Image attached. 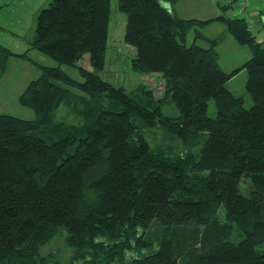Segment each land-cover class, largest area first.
Instances as JSON below:
<instances>
[{
    "label": "trees",
    "instance_id": "1",
    "mask_svg": "<svg viewBox=\"0 0 264 264\" xmlns=\"http://www.w3.org/2000/svg\"><path fill=\"white\" fill-rule=\"evenodd\" d=\"M175 1L116 0L132 69L164 78L153 106L98 74L111 0H49L37 14L32 45L59 65H40L19 95L34 117L0 113V264H67L41 252L59 232L77 246L76 264H264V40L243 14H224L230 2L200 20L177 15ZM213 19L251 50L232 71L214 38L196 42ZM85 53L91 69L78 66ZM240 70L248 107L227 86ZM73 90L84 94L82 120L56 121ZM153 128L197 150L154 148L143 133Z\"/></svg>",
    "mask_w": 264,
    "mask_h": 264
},
{
    "label": "rangeland",
    "instance_id": "2",
    "mask_svg": "<svg viewBox=\"0 0 264 264\" xmlns=\"http://www.w3.org/2000/svg\"><path fill=\"white\" fill-rule=\"evenodd\" d=\"M230 2L231 6L224 11L226 15H236L239 0H176L172 5L177 15L184 18H199L209 20L214 16L223 14L218 5ZM246 20L258 40H264V19L257 7H264V0H246ZM49 0H0V113H7L24 118H32L35 113L19 100L20 93L28 83L41 73L40 65H59L57 60L49 54L40 51L32 45L36 16L39 11L47 6ZM111 16L108 30L106 59L104 68L98 74L113 85L121 86L137 101L153 106L156 100L164 98V78L159 72H140L131 67V58L134 48L123 41L125 15L116 8V0H111ZM204 37H199L197 43L208 45L209 38H214L215 49L218 54V63L225 71H232L239 67L251 55L248 44H241L226 30L222 20L213 19L200 27ZM193 39V29L187 34V43ZM78 66L91 69L88 53L78 61ZM61 69L73 78L80 79L78 68L71 65L60 64ZM246 73L237 71L227 81V86L238 95H243L244 106L248 107L252 99L245 89ZM79 95V97H77ZM78 90H73L71 100L60 104L54 112L56 121L74 123L81 121L80 109L82 103ZM165 114L174 116L177 110L167 100L162 105ZM208 114L214 115L216 110L209 103ZM151 146L160 148L172 154H184L197 149H184L179 139L161 128L145 130ZM77 246L69 244L62 232L54 236L43 248L42 253L59 258L61 262L73 264ZM56 257V258H55ZM76 259L75 262H81ZM76 264V263H74Z\"/></svg>",
    "mask_w": 264,
    "mask_h": 264
},
{
    "label": "built area",
    "instance_id": "3",
    "mask_svg": "<svg viewBox=\"0 0 264 264\" xmlns=\"http://www.w3.org/2000/svg\"><path fill=\"white\" fill-rule=\"evenodd\" d=\"M247 1L246 0H239L238 6L236 7V10H238L237 15L243 14L246 17V7H247ZM257 11L261 12V19H264V7L260 8L259 6L257 7Z\"/></svg>",
    "mask_w": 264,
    "mask_h": 264
}]
</instances>
